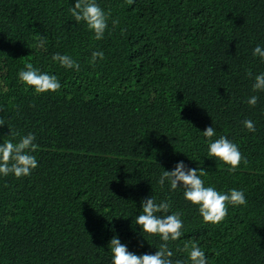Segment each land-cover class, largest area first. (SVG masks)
<instances>
[{
    "label": "trees",
    "instance_id": "1",
    "mask_svg": "<svg viewBox=\"0 0 264 264\" xmlns=\"http://www.w3.org/2000/svg\"><path fill=\"white\" fill-rule=\"evenodd\" d=\"M96 3L108 15L101 40L72 17L75 0H0V144L31 133L38 146L30 175H0V264H111L113 237L136 255L155 254L160 237L136 225L149 197L170 202L168 214L183 221L169 242L174 264H189L193 243L208 264H264V91L253 90L264 73L253 56L264 49V0ZM93 52L104 58L90 63ZM57 53L80 70L53 61ZM27 63L61 88L35 94L19 80ZM209 126L211 141L224 136L239 148L234 172L208 156ZM181 161L207 171L205 186L241 190L247 203L229 205L221 223L203 222L183 188L158 184Z\"/></svg>",
    "mask_w": 264,
    "mask_h": 264
},
{
    "label": "clouds",
    "instance_id": "2",
    "mask_svg": "<svg viewBox=\"0 0 264 264\" xmlns=\"http://www.w3.org/2000/svg\"><path fill=\"white\" fill-rule=\"evenodd\" d=\"M134 2L135 0H126L128 5H132ZM69 11L76 22L83 21L85 23L87 28L94 33L96 40L103 38L108 26V15L96 3V0H75L74 6ZM157 21L161 26L170 29V19L165 12H160ZM113 23H118V21ZM44 43L45 39L41 37L37 42V47H43ZM253 56H258L264 61V49L257 45L253 49ZM97 58L103 59V53L93 52L90 63H95ZM52 59L59 62L64 68L80 70L79 63L68 55L57 53L53 55ZM25 68L26 70H21L18 73L19 80L27 87L32 88L35 94L56 92L61 88L55 75L41 73L39 69L34 68L32 63H27ZM254 79L253 90L264 91V73L256 75ZM257 100V96H252L247 102L250 106H255ZM243 124L249 132L255 131L253 121L245 120ZM0 125H5L3 118H0ZM202 133L209 140L208 156L227 165L229 173L234 172L244 159L237 145L224 136L211 141V138L216 134L212 126L207 127ZM9 134L13 137L19 136V133L9 132ZM34 140V134L29 133L20 137L19 142L14 143L12 140H8L0 144V175L6 177L11 174L19 179L31 174L32 170L38 166L36 157L31 154L38 147L33 143ZM206 174V170L189 169L181 161L175 165L174 170L163 171L158 184L163 188L167 181L172 191L183 188L184 199L197 207L203 222L215 225L226 218L229 205H245L247 201L241 190L232 189L228 193L222 194L212 186H205L201 177ZM170 207L171 204L168 201L157 203L153 197H149L142 202V214L136 217V225L143 233L160 237L162 243L155 254L136 255L130 252L118 238L113 237L109 243L112 254L111 264H174L171 259L173 252L169 249V242L176 241L182 236L183 221L178 212L168 214ZM185 250L188 251L189 264H208L205 252L197 244L193 243L190 250L186 245ZM175 264H184V261L176 260Z\"/></svg>",
    "mask_w": 264,
    "mask_h": 264
}]
</instances>
